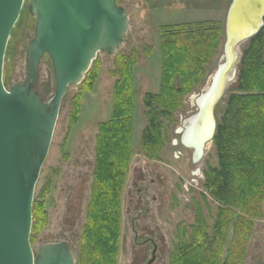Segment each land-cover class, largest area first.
<instances>
[{"label": "rangeland", "instance_id": "rangeland-1", "mask_svg": "<svg viewBox=\"0 0 264 264\" xmlns=\"http://www.w3.org/2000/svg\"><path fill=\"white\" fill-rule=\"evenodd\" d=\"M116 2L128 12L130 27L115 55L97 54L94 66L90 67L96 75L92 87L87 90L80 85L69 87L62 98L48 153L35 185L33 198L42 203V225L35 231L31 246L35 254L40 245L65 238L75 257L79 253L95 167L97 124L110 116L116 63L133 53L136 59L133 65V153L120 194L116 264H146L151 258L153 246L155 258L152 264H168L174 244L187 241L193 227H200L197 223L199 217L205 220L210 230L217 212L218 204L205 189L203 175L209 165L213 167L217 164L213 141L207 142L204 158L198 163H191L189 151L179 142L177 128L196 112L195 97L208 85L212 73L222 61L224 35L222 33L214 54L202 64L203 73L179 95L170 111L171 119H160L159 155L147 157L140 148V136L145 127L142 101L146 93L158 91L159 26L214 21L224 28L230 0ZM26 4L27 0L10 32L3 57L2 82L7 89L25 77L27 44L33 37L35 24ZM245 45H241V51ZM54 84L51 62L45 54L40 61L34 89L43 101H47L53 94ZM233 84L214 107L216 123ZM78 102L77 121L73 123L71 116ZM189 168L193 173L198 172L197 176L186 174ZM179 173L186 174V182L190 185L182 182L174 187ZM158 177L163 178L162 183ZM246 247L244 264H264V199L261 216L253 221Z\"/></svg>", "mask_w": 264, "mask_h": 264}, {"label": "trees", "instance_id": "trees-1", "mask_svg": "<svg viewBox=\"0 0 264 264\" xmlns=\"http://www.w3.org/2000/svg\"><path fill=\"white\" fill-rule=\"evenodd\" d=\"M159 32L158 91L146 93L142 101L145 127L140 148L147 157L159 155L160 119H171L170 111L179 95L203 73L202 64L217 49L223 27L214 21L181 22L160 25ZM245 43L236 81L225 99L212 139L217 164L209 165L204 173V187L218 204L214 222L208 230L205 220L199 217L200 227H193L187 241L174 244L168 264L245 262L253 221L261 216L264 199V26ZM120 60L113 72L116 79L110 116L97 124L93 181L75 264H116L120 194L133 153L136 62L133 53ZM95 76L94 69H89L80 88L90 89ZM78 107L79 102L72 112L73 123ZM41 205L33 198L31 243L42 225Z\"/></svg>", "mask_w": 264, "mask_h": 264}, {"label": "water", "instance_id": "water-1", "mask_svg": "<svg viewBox=\"0 0 264 264\" xmlns=\"http://www.w3.org/2000/svg\"><path fill=\"white\" fill-rule=\"evenodd\" d=\"M25 0H0V264H75L63 238L40 245L34 254L30 233L32 203L41 166L48 153L61 101L79 85L98 53L115 55L130 27L129 15L116 0H27L34 34L27 44L25 77L8 89L2 82L3 57L10 32ZM264 0H231L223 35L222 61L195 97L196 112L182 122L183 145L189 127L201 114L216 128L214 107L236 81L241 45L264 25ZM47 55L54 76L52 96L43 101L34 89L41 58ZM199 99L202 102L199 103ZM196 151V149H195ZM198 154V155H199ZM155 249L146 264H152Z\"/></svg>", "mask_w": 264, "mask_h": 264}, {"label": "bare ground", "instance_id": "bare-ground-1", "mask_svg": "<svg viewBox=\"0 0 264 264\" xmlns=\"http://www.w3.org/2000/svg\"><path fill=\"white\" fill-rule=\"evenodd\" d=\"M201 100L199 99L198 102L200 103ZM211 128L212 122L206 115L203 114H201L199 124L193 125L192 127L188 128V131L184 136V142L195 147L196 155L199 154L198 152L200 151L202 142L210 136Z\"/></svg>", "mask_w": 264, "mask_h": 264}, {"label": "flooded vegetation", "instance_id": "flooded-vegetation-1", "mask_svg": "<svg viewBox=\"0 0 264 264\" xmlns=\"http://www.w3.org/2000/svg\"><path fill=\"white\" fill-rule=\"evenodd\" d=\"M231 1V0H230ZM179 127H182V129H183V126H182V122H181V125L179 126ZM178 127V128H179ZM178 133V132H177ZM179 134V142H180V144L181 145H183L182 144V142H181V132H179L178 133ZM184 146V148H186L188 151H189V161L191 162V163H198V161L200 160V159H203L204 158V155H205V153H206V149H207V141L203 144V146H202V152H201V154H199V155H196L195 154V149L194 148H191V147H188V146H185V145H183ZM198 170H199V168H198ZM185 173L186 174H191V173H193V171H192V168H189V169H187L186 171H185ZM202 173V172H201ZM186 174H184V173H182V174H178V176H177V178H176V183H175V185H174V187L175 186H177V185H181V183L182 182H185V183H187L188 185H190V183H188V182H186ZM194 174V176H197V174H198V172L196 173H193ZM204 175V174H203ZM158 180H159V182H163V178H161V177H158ZM189 180L191 181V177L189 178ZM153 249H155V246H153ZM152 249V250H153Z\"/></svg>", "mask_w": 264, "mask_h": 264}]
</instances>
